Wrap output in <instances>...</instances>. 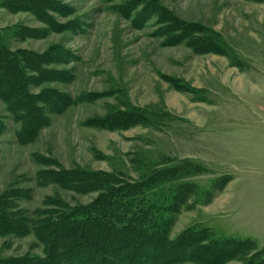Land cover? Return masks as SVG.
<instances>
[{
    "label": "rangeland",
    "instance_id": "1",
    "mask_svg": "<svg viewBox=\"0 0 264 264\" xmlns=\"http://www.w3.org/2000/svg\"><path fill=\"white\" fill-rule=\"evenodd\" d=\"M47 1L53 4L35 12L24 0H0L1 40L31 52L44 71L29 91L47 122L21 143L0 90V195L29 191L20 202L29 210L56 196L71 204L96 198L41 183L38 173L52 168L43 158L133 179L147 163L189 159L207 171L175 184L203 190L166 213L174 219L170 238L209 229L220 240L264 248V0ZM204 42L217 49L203 52ZM134 107L159 112L158 121L129 129L91 125ZM226 250L228 258L213 264L264 263V253L250 262L253 249ZM27 254L44 255L34 232L0 236V258Z\"/></svg>",
    "mask_w": 264,
    "mask_h": 264
},
{
    "label": "trees",
    "instance_id": "2",
    "mask_svg": "<svg viewBox=\"0 0 264 264\" xmlns=\"http://www.w3.org/2000/svg\"><path fill=\"white\" fill-rule=\"evenodd\" d=\"M24 1V9L35 12L41 5L53 4ZM203 44V52L217 49L209 42ZM35 64L31 52L13 51L0 38V90L20 125L17 136L23 144L32 141L47 124L42 117L44 109L36 105L38 98L29 91L31 79L44 74ZM158 119L159 112L134 107L92 119L91 125L129 129L150 126ZM40 163L52 166L38 173L41 183L79 194H98L87 204H71L59 196L47 198L43 208L29 210L20 204L30 198L29 191L7 190L0 195V236L34 232L44 246V255L0 258V264H177L187 260L213 264L228 258V248L232 252L253 249L250 262L264 253V248L255 251L253 240H220L209 229L198 234L187 232L177 241L170 238L174 219L166 213L174 215L190 196L197 197L203 190L193 182L181 185L175 181L205 173L207 167L200 162L186 159L171 165L160 159L145 164L137 179L122 171L68 169L53 158H43ZM208 239L211 245L206 243Z\"/></svg>",
    "mask_w": 264,
    "mask_h": 264
}]
</instances>
